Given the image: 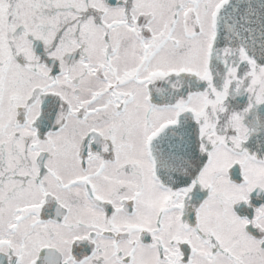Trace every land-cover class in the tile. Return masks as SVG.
Listing matches in <instances>:
<instances>
[{
	"label": "snow or ice",
	"instance_id": "6c2138e0",
	"mask_svg": "<svg viewBox=\"0 0 264 264\" xmlns=\"http://www.w3.org/2000/svg\"><path fill=\"white\" fill-rule=\"evenodd\" d=\"M0 264H264V0H0Z\"/></svg>",
	"mask_w": 264,
	"mask_h": 264
}]
</instances>
